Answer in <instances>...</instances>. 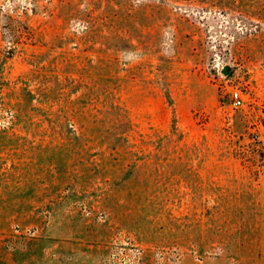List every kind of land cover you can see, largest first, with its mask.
<instances>
[{"label": "rangeland", "instance_id": "1", "mask_svg": "<svg viewBox=\"0 0 264 264\" xmlns=\"http://www.w3.org/2000/svg\"><path fill=\"white\" fill-rule=\"evenodd\" d=\"M0 264H264V0H0Z\"/></svg>", "mask_w": 264, "mask_h": 264}, {"label": "built area", "instance_id": "2", "mask_svg": "<svg viewBox=\"0 0 264 264\" xmlns=\"http://www.w3.org/2000/svg\"><path fill=\"white\" fill-rule=\"evenodd\" d=\"M231 100L234 107H240L242 105V98L239 92H231Z\"/></svg>", "mask_w": 264, "mask_h": 264}, {"label": "water", "instance_id": "3", "mask_svg": "<svg viewBox=\"0 0 264 264\" xmlns=\"http://www.w3.org/2000/svg\"><path fill=\"white\" fill-rule=\"evenodd\" d=\"M229 71H230L229 67L226 66V67L223 68V74L224 75H228Z\"/></svg>", "mask_w": 264, "mask_h": 264}]
</instances>
